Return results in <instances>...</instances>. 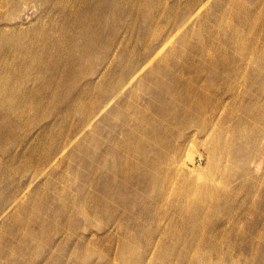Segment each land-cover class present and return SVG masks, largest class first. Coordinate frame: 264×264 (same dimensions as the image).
<instances>
[{
    "label": "rangeland",
    "instance_id": "rangeland-1",
    "mask_svg": "<svg viewBox=\"0 0 264 264\" xmlns=\"http://www.w3.org/2000/svg\"><path fill=\"white\" fill-rule=\"evenodd\" d=\"M119 2L121 11L116 9V0H108L109 11L119 14L109 13L107 25L100 29L102 39L100 42L104 50L99 47V50L90 55L87 63L79 68L77 65L74 66L77 76L75 79L64 78L58 81V78L57 84L54 82L51 89L49 88L47 92L45 90V94L42 93L41 99L45 105L40 108L0 106V239H5L13 228L20 229L17 236L21 237L26 233L21 228L29 225L27 222L31 221L36 236L42 240L41 243L51 241L56 245L53 249L51 247L48 249L44 242L37 245L38 240L30 238V245L35 248L31 254L26 251L23 257H16L15 260H24L18 264H34L36 259L40 263L46 262L51 257L49 251L52 250L51 254L55 255L61 246L65 249L71 248L67 255L70 263L124 264L120 251L116 249L121 247L123 241V235L118 233L119 228L125 229L127 225L131 226V222L138 221L140 224L142 214L145 215L147 210V198L141 193L144 186L142 174L134 175L137 181L124 184L128 167L127 169L124 167L122 159L127 156L125 155L127 148L124 147L122 139L126 134L135 136L131 141L133 144L144 137L156 141L152 148H142L154 152V157L150 155L147 161L151 163L156 160L155 153L163 150L162 147L187 140L189 132L187 126L189 129L202 131L205 128L202 126L203 119L205 120V117L211 119L213 112L217 113L220 122L215 130L217 138H220L231 151L236 148V138L233 134L239 135L240 131L247 130L252 136L264 129L261 116L259 125L254 121L248 125L243 122V112L255 116L264 110V95L262 97L260 95L262 88L264 89V74L257 75L255 81L242 80V83L241 79H236V75L233 76V68L238 64L244 66L247 62L248 52L242 49L243 42L258 47L264 43V0H119ZM252 3L253 5L255 3V10ZM5 4L0 0V6ZM61 8L54 0L47 4L42 0H17L13 5L10 3L0 8V29L20 24L26 31L32 33V30L40 26L58 27L66 20L65 18L63 21L59 13ZM230 17L232 19L229 21ZM66 21L68 22V18ZM67 30L69 34L75 29L73 27ZM88 34L91 37V34ZM59 35L62 38L66 36L63 32H58ZM170 40V45L164 49L161 56H156ZM69 43L67 41L65 47ZM19 47H22V42H16L13 47L10 43H0V55L11 54V57ZM241 56H244L242 63ZM205 63H208L207 67L211 69L206 74L200 71L205 68ZM251 63L247 70L248 75L253 73ZM16 64L23 67L31 65L19 60L14 62V65ZM0 67L2 71L7 67L3 59H0ZM140 69L143 70L139 72ZM137 72L140 74L131 81ZM225 76L229 82H226ZM31 78L35 79L37 85L38 83L40 86L50 85L46 76L41 77L40 74L25 76V79ZM230 81L232 83L235 81V87L239 86L236 87L235 93L231 92L228 86ZM61 83L63 86L59 89ZM200 83L202 86L206 85L211 94L216 92L219 95L218 108H203L201 115L198 114L195 98L193 99ZM170 87L174 89L172 93ZM85 92L87 96L83 95ZM152 97L154 99L158 97L160 105L169 107L150 108L147 115L155 116L154 122L144 118L145 115H138L140 106H145L146 100ZM52 98L55 100L54 103ZM258 108L263 109L259 111ZM175 109L178 117L172 118L169 113ZM250 109L253 113L249 111ZM156 111L168 114V117L162 118ZM195 113L199 119L195 117ZM198 121H201V124ZM254 124L259 128H255ZM204 139L205 135L199 133L192 140L188 139V142H185L180 158L183 169L194 165L202 169L205 175L211 172V165L207 160L208 147L203 145ZM132 148L131 150H134V147ZM77 151V158H72V153ZM54 153H57V157L51 161L50 166H45L44 160L48 154L50 158ZM262 156L264 158V152ZM134 158V154L131 153L130 159ZM139 160L142 163L145 157L142 156ZM229 166L233 165L229 163ZM243 166L242 162L236 164L235 172ZM146 170L151 171V168L148 167ZM255 178L258 182L254 184L252 194L256 203L250 207L251 210L261 211L262 215L264 164L258 171L228 184L225 192L230 193V190L238 188L243 181L254 182ZM241 189L244 190L240 188L237 193L244 195ZM106 190L104 202L109 206V210L94 218L92 213L96 212L93 211V207L101 193L104 194ZM24 193L27 195L24 210L21 211L24 218L21 223L25 221L26 223L21 224V220L18 221L12 216L17 207H8L14 198L21 197ZM121 197L123 198L120 199ZM28 207L37 210L36 217L29 215ZM48 208L53 212L52 216L48 215L49 219L46 215ZM223 209L219 211L220 217L217 218L221 221L227 218ZM17 211L14 215L18 213ZM117 211H120L119 218L113 221L115 214L117 217ZM122 211L129 215V212L133 213L131 215L134 219L129 215L123 216ZM139 211L142 213L138 216ZM168 211L171 212L173 209L162 204L159 209L152 207L149 210L151 219L146 221V227L150 232L156 233L152 242H149L153 244L154 249L145 253V257L147 261L154 260L160 251L158 247L162 245L168 252L166 257L164 256L165 264H181L176 262L174 249L171 248L176 245L179 247L178 253L185 254V249L182 248L186 243L178 238L181 227L171 217H166ZM259 215L260 212L257 216ZM46 219L49 220L48 228L43 229L40 224ZM254 220L256 218L252 216L247 222L239 221L240 229L246 228L241 237L235 234L231 238L227 236L225 241L236 244V247L234 250L225 249V253L230 254V257H226L219 264H264V224L261 226L260 223L254 229L256 224H253ZM227 225L218 229L226 231ZM197 236L202 239L204 232ZM109 237H113L114 240L109 241ZM183 237L186 241L190 238L189 233H185ZM86 242L91 244L92 249L87 247L88 255L80 258L76 252ZM144 244L147 247V243ZM144 244L132 251L128 258L143 257ZM42 254L45 258L41 257ZM32 257L35 258L33 262L27 261ZM212 258H216L215 253H212ZM156 264L163 262L156 261Z\"/></svg>",
    "mask_w": 264,
    "mask_h": 264
},
{
    "label": "bare ground",
    "instance_id": "bare-ground-1",
    "mask_svg": "<svg viewBox=\"0 0 264 264\" xmlns=\"http://www.w3.org/2000/svg\"><path fill=\"white\" fill-rule=\"evenodd\" d=\"M43 1L47 4L50 0H42V2ZM54 1L57 2V4L61 5L62 8L59 13H61L63 21L65 18L66 20L68 18V22L66 20L64 22L61 21L63 23L59 24L58 27L52 25H49L47 27L40 26L36 30H32V33L26 31V29L23 28L20 24H17L14 27L10 28L4 27L0 29V43H10L13 47V45H16V42H22V47H19L17 51H14L11 57V54L5 56L4 54L0 55V59H3L7 66L3 71L2 67H0L1 107L40 108L41 106L45 105L44 101L41 99L42 93L45 94V90L47 92L49 88L51 89L52 84L54 82H56L57 84L60 79H75L77 76L74 72V66L77 65V68H79L80 66L88 62L90 55L94 54L100 48L101 50H104L103 46H101L102 39H100V29L107 25V18L109 13L119 14V12L109 11L108 0ZM1 2L6 3L5 5L0 6V8H4L10 3L12 5L13 3L15 4L17 0H1ZM116 4V9L120 10L121 3L119 2V0H116ZM254 5L252 3L253 7ZM231 10L234 9L231 8ZM223 16L226 20H228L225 14ZM231 19L232 18L230 17L229 21ZM73 27L75 29L73 33L70 31V33L68 34L67 29ZM58 32H63L66 36L62 38L60 37V35L58 36ZM88 33L91 34V37H89ZM171 40L160 51H158L156 56H161V53H163L164 49L170 45ZM67 41H69L70 43L67 47H65V43ZM242 49L248 52V57L246 58L247 62L244 66L238 64L236 67H234L233 76L236 75V79H241V83L242 80H244V82L245 80L249 79H251V81H255V77L257 75L260 76L264 74V43L261 44L260 47H258V45H252L248 44V42H243ZM156 58L153 59L156 60ZM16 60H19V62L25 61L31 65H26L25 67H23L21 64L14 65V62ZM242 61H244V56H241V63ZM250 63L253 65V73L248 75L247 70L249 69L248 67ZM207 66L208 63H205V68L200 70L201 73L206 74L210 72L211 69ZM141 70L143 69H140L139 72ZM139 72L135 73L131 81H133L136 76L140 74ZM33 74H40L41 77L46 76L50 82V85L40 86L39 83L37 85L35 79L31 78L32 81L29 79H25V76L32 77ZM225 80L226 82H229V80L226 79V76ZM226 82L225 84L227 85ZM233 82L235 83V81ZM230 83L228 84V86H230L231 92L235 93L236 87L238 85L235 87L234 83H232L231 81ZM29 84H31L30 87L28 86ZM43 86L45 87V89ZM62 86L63 84L61 83L58 88L60 89ZM243 88L245 89V87ZM170 91L172 93L174 89L172 90V88L170 87ZM176 91L174 93H176ZM195 92L196 95H194L195 97H193V99L195 98V101H193L196 107H198L197 112L199 115H201V111L203 113V108H218L217 101L219 100V95L216 92L215 94H211L210 90L207 89L206 85L204 86L203 84L202 86V84L200 83L199 86L196 88ZM86 93L87 92H85V94L83 95L87 96ZM192 93L193 92H190V94ZM260 95L261 97L264 95L263 88L261 90ZM152 98L150 100H146L145 106H140L141 109L139 110L138 115H145L144 118L151 122H154L155 116L151 117V115H147L148 110L150 108L169 107L165 106L164 104L160 105L158 97L157 99H154V97ZM255 101L256 100H254V102ZM54 102L55 100H53L52 98V103ZM166 103H168V101H166ZM82 105H84V103ZM170 105L172 106L173 104ZM252 109H250L249 111H253ZM261 109L259 111H261ZM164 110L168 111L167 109ZM156 112L157 114L161 115L162 118L168 117V114H165L161 111ZM245 112H243V122L246 125H248L249 122L252 121L258 124L259 122H261L260 116L261 120L264 121V110L260 112L262 113V115L258 113L255 116L253 114H251L252 116L248 115V112H246L245 114ZM216 114V112H213V116H210L211 119H207L206 117L205 120L203 119L204 122L202 126L205 128L203 130L200 128L202 131H199V129H189V127L187 126V130L189 131L186 140L187 142L188 139L192 140L199 133H203L205 135V143L203 142V145L208 147L209 156L207 157V160L208 163L211 165V172L208 173V175H205L202 169H199L194 165L193 167L188 166L186 170L183 169L184 166L180 164V158L184 151V144L186 142L185 140L181 143L169 144L167 147H162L163 150H160L155 153L156 160H153V162L149 163L147 161L150 158V155L154 157V152L152 150L151 152H148V150L142 148H152L153 145H156V141H150L144 137L140 140L138 139L137 142L133 144L131 143V141L134 140L132 138L135 136H132L131 134H126L124 136V139H122L124 147L127 148L125 152V155L127 156H124V158L122 159L124 161V167L126 169L128 167V170H126L127 172L126 178L124 179V184L128 185L129 183H132L133 180H136L134 175H140L141 173L142 178H144V186L141 190V193H144L147 198V210L145 211V215L144 213L142 214L143 218L142 220H140L141 223L138 224V221L131 222V226L127 225V228L125 229L119 228L118 233L123 235V241L121 243V247L116 249L120 251L122 263L156 264V261L162 260L163 264H165V255L168 252L164 250L162 245H160V247L162 248L158 247L160 251L159 253H157L154 260L147 261L145 257V253H148L150 249H154L153 244H150L149 242H152L156 233L154 231L150 232L149 229L146 227V221L151 219V215H149V210L152 209V207H155V209H159L160 204L167 205L169 208L173 209V211L171 212L168 211L166 217H171L175 221V223L181 227L178 233V238L181 242L184 241L183 243H186L183 244L182 248V250L185 249V254L178 253L179 247L176 245L172 246L171 248L174 249L176 262L181 264H219L224 261L226 257H230V254L225 253V249L234 250L236 247V244H229L227 241H225L227 240V236L231 238V236L235 234L237 235V237H241V235H243L246 231V228L242 229L243 227H241L240 229L238 225L240 220L247 222L248 219L253 216L256 218V220L253 221V224L256 223L254 224V229L257 228L260 223L261 226H263L264 214L261 215V211H256L255 209L251 210L250 207L251 205H254L256 203L255 197L252 194L254 191V184L258 182L256 178L254 179V182H241L240 186L238 188L230 190V193L225 192V190L228 184H230L231 182H235L240 178L247 177L248 174L251 172L258 171L262 167V164H264V158L262 156L264 152V129L261 131V133L258 134V132H256L252 136H250V133H248L247 130H239V135L233 134V136L236 138V148L231 151L230 148L228 149L227 145H224L223 141H221L220 138H217L218 134H216L215 130H217L216 128L219 126L220 122H218L219 117ZM169 115L172 118L178 117L176 109L173 110V112H170ZM195 117H198L199 119V116L197 114ZM198 123L201 124V121H198ZM258 125L256 126L254 124V127L259 128ZM132 147H134V150H131ZM78 151L75 153L73 152L71 157L77 158L76 154L78 153ZM131 153H133L135 156V158L132 160L130 159ZM142 156L145 157V161L141 163L139 159ZM52 157L49 158L48 154L47 159L44 160L45 166H50L51 161L57 157V153H54ZM239 162H242L244 166L237 170V172H235L236 164H238ZM192 163L194 164V162ZM229 163L233 166L228 167ZM148 167L151 168V171L146 170ZM252 186L253 190H251ZM240 188H244V190L241 189V191H244V195H240L237 193ZM106 193L107 190L104 191V194L101 193L98 198L97 204L93 207V211L96 212L92 213V216L94 218L100 217L101 214L103 215L105 212H107V209L109 210V206L106 205V203L104 202V200L106 199ZM108 193H110V191ZM26 195L27 194L24 193L23 195H21V197L14 198L13 202L8 207H17V210L21 208L19 212L16 210L18 213H16L15 215L14 213L16 211L14 209V213H12V216L15 217L14 219L18 221L21 220L20 223L24 221L23 216H21V211L24 210L23 205L25 204ZM122 198L123 197H121L120 199ZM262 201L264 202V195ZM18 205L20 206L18 207ZM222 208H224L223 211H225V216L227 217L225 221L217 219L218 217H220L219 211ZM217 209L219 210L217 214H215ZM31 210H34V208L28 207L29 215H34V217H36L35 212L37 210ZM118 212L120 213V211H117V217L115 214V218L113 221L119 218ZM258 212H260L259 216H257ZM109 213L113 214L112 211H109ZM121 213L123 216L129 215L126 214L125 211H122ZM129 213V216L132 217L133 215L131 214L133 213ZM141 213L142 212L139 211L137 215L139 216L141 215ZM51 214H53V212L52 210H50V208H48V211L46 212L48 219L50 218L48 215L52 216ZM48 219L43 220L40 224L43 229L48 228ZM23 223H26V221ZM27 224L29 225H25V227L21 228V230L26 232L21 237L17 236V232H19L20 229L18 230L16 228H13L10 232L7 233L5 239H0V264H18V262H23L24 260H15V258L23 257L26 251L31 254L33 248L35 247H31L30 238L38 240L37 245H41L44 242L43 241L41 243V238L36 236V230L32 228L31 221L27 222ZM226 225L228 226V230L222 231L218 229L225 227ZM202 231L204 232V237L202 239H199L200 235H197ZM185 233H189L190 237L186 239V241L185 237H183ZM113 240V237H109V241ZM144 243H147V247ZM44 244L48 246V249L49 247L53 249L56 246L53 245L51 241H47L46 243L44 242ZM143 244L144 256H140V258L137 257L134 259H129L128 255L135 249H138L139 246L141 247ZM90 245L91 244H88L86 242L81 246L82 248L80 247L78 249V251L75 250L77 251L76 253L80 258L84 257L85 255H88L89 250H87V247H91L92 249V246ZM93 247H95V245H93ZM70 251L71 248L65 249L61 246L59 251L55 255H53V253L51 254L52 250L49 251L51 257L50 259H47L46 262L40 263L37 261V259L35 260L34 257L28 259L27 261L31 262L32 260L33 262V260H35L34 264H75L70 263V259L67 257ZM212 253L216 254V258H212ZM41 257L45 258V255L42 254Z\"/></svg>",
    "mask_w": 264,
    "mask_h": 264
}]
</instances>
